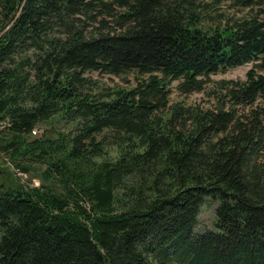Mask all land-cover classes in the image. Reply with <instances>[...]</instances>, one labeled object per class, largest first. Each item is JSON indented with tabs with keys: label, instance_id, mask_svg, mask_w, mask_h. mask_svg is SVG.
I'll return each mask as SVG.
<instances>
[{
	"label": "trees",
	"instance_id": "1",
	"mask_svg": "<svg viewBox=\"0 0 264 264\" xmlns=\"http://www.w3.org/2000/svg\"><path fill=\"white\" fill-rule=\"evenodd\" d=\"M214 1L0 0V264H264V0Z\"/></svg>",
	"mask_w": 264,
	"mask_h": 264
},
{
	"label": "rangeland",
	"instance_id": "2",
	"mask_svg": "<svg viewBox=\"0 0 264 264\" xmlns=\"http://www.w3.org/2000/svg\"><path fill=\"white\" fill-rule=\"evenodd\" d=\"M194 1L199 4V9L205 10L207 13L208 12L211 14L215 13V16L217 18L213 19L214 23H216L215 21L228 22V21H231L234 17L242 16L247 13V10L245 9L243 10V9L231 6V4L228 1H222V2H216L214 0H194ZM251 67H252V63L248 62L242 65H239L237 67L229 68L223 72H218L217 74L211 75L210 77L211 81L208 83L206 88H209L214 85V82L212 80H218V79L244 80L246 78L247 70ZM90 76H92L93 78H97L101 83H103L106 86H116V85L127 86V85L134 83L132 80L133 77L130 74L123 75L122 77H116L113 75H99L98 73L93 72L90 74ZM172 86H174V83L172 84ZM170 92H171L170 94L171 102L176 101V100H181L187 104L195 103V104H199L204 107L213 105V98L211 96H207L205 91L193 92L188 95H182L176 92L173 88ZM60 125L61 124H52V126L50 127V131L55 132L56 129L62 128V126ZM40 127L42 129L44 128L43 126H40ZM40 131L41 130H39V133H38V130H37V133L40 134ZM1 164L2 163L0 162V165ZM5 164L7 165L8 162L6 161ZM35 168L37 170V175H38V172L41 170L40 169L41 166L35 165ZM29 175L31 177H34L31 179L37 181V178H38L37 175H35L34 173L32 174L30 173ZM0 179H3V177L1 176ZM16 180L17 181L20 180L19 183H22L26 181V178L21 177V179L19 180L16 178ZM216 205H217L216 200L210 197H207L205 199L204 203L201 206V211L198 217L199 221H198V226L196 228L197 231L201 232V231L214 228Z\"/></svg>",
	"mask_w": 264,
	"mask_h": 264
},
{
	"label": "built area",
	"instance_id": "3",
	"mask_svg": "<svg viewBox=\"0 0 264 264\" xmlns=\"http://www.w3.org/2000/svg\"><path fill=\"white\" fill-rule=\"evenodd\" d=\"M32 132H33V133H36V130H33ZM18 175H19V178H20V179H21V177L26 178V181L22 182V183H24V184H29L30 186H31V185H37V184H38V181L33 180V179L31 180V182L27 181V175L24 174V173L19 172Z\"/></svg>",
	"mask_w": 264,
	"mask_h": 264
},
{
	"label": "bare ground",
	"instance_id": "4",
	"mask_svg": "<svg viewBox=\"0 0 264 264\" xmlns=\"http://www.w3.org/2000/svg\"><path fill=\"white\" fill-rule=\"evenodd\" d=\"M31 186H37V185H31Z\"/></svg>",
	"mask_w": 264,
	"mask_h": 264
}]
</instances>
